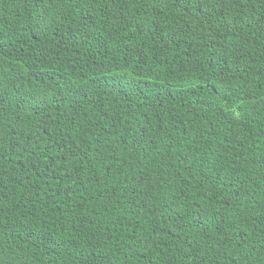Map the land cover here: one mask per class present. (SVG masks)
<instances>
[{
  "label": "trees",
  "instance_id": "obj_1",
  "mask_svg": "<svg viewBox=\"0 0 264 264\" xmlns=\"http://www.w3.org/2000/svg\"><path fill=\"white\" fill-rule=\"evenodd\" d=\"M0 264H264V0H0Z\"/></svg>",
  "mask_w": 264,
  "mask_h": 264
}]
</instances>
